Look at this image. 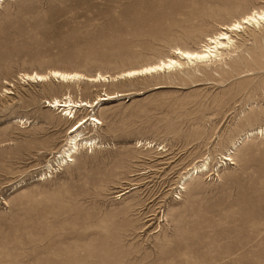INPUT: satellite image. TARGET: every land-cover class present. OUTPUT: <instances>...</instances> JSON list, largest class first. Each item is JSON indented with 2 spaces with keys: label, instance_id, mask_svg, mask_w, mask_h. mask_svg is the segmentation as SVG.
I'll return each instance as SVG.
<instances>
[{
  "label": "rangeland",
  "instance_id": "374dc122",
  "mask_svg": "<svg viewBox=\"0 0 264 264\" xmlns=\"http://www.w3.org/2000/svg\"><path fill=\"white\" fill-rule=\"evenodd\" d=\"M263 2L0 0V264H264V134L246 136L264 127V21L222 60L95 83L20 78L119 74L198 48ZM103 92L123 95L84 127L95 145L48 168L93 113L69 119L48 101Z\"/></svg>",
  "mask_w": 264,
  "mask_h": 264
},
{
  "label": "bare ground",
  "instance_id": "6f19581e",
  "mask_svg": "<svg viewBox=\"0 0 264 264\" xmlns=\"http://www.w3.org/2000/svg\"><path fill=\"white\" fill-rule=\"evenodd\" d=\"M263 21L264 7H254L240 18L234 19L231 23L223 24L218 32L206 36L205 40L202 41L198 48L191 49L188 47L186 48L176 46L172 49L170 55L159 59L157 62L146 64L138 68H130L115 75L98 73L95 76H91L79 71H64L60 69H52L47 73H40L37 71H33L31 73L24 72L21 73L20 78L22 80L36 82L47 81L52 78L59 80V82H74L83 79L91 83H95L101 81H117L119 79L130 78L139 75H153L159 72H167L173 69L183 68L190 63L195 64L204 61L212 62L213 60H222L226 55L234 51L233 48L235 49L238 47L234 42V34H238V32H241L242 30H245V28L250 26H260ZM5 92H9V89H5ZM122 95V92H103L101 94H98L93 100H75L70 95L65 94L61 97H53L52 99H50L47 106L57 109L62 115L69 119H75L77 112L83 107L89 109L93 108V113H90L88 116L80 119L70 128V136L68 137L66 144L59 152H57V155L59 157L58 163L54 165L49 164L48 168L55 169L54 166H61L64 163L73 161L74 156L83 146L92 147L93 145H95L96 142L93 140V138L87 139L83 136L84 127L86 125H92V121L97 122V124H103L102 121L97 117V108L100 109L105 101L116 99ZM260 134H264V127L257 128L251 132H248L246 136ZM232 151L233 150H231L229 154L225 155V160L231 162L230 156L232 154ZM223 162L226 163L225 161ZM207 168L208 161H204L199 165H195L194 167H192L190 172L185 175L184 181L188 180L189 177L195 175V173L203 172ZM47 174L48 173H46L45 175Z\"/></svg>",
  "mask_w": 264,
  "mask_h": 264
}]
</instances>
